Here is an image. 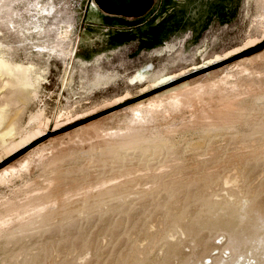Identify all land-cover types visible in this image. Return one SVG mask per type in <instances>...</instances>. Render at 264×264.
Segmentation results:
<instances>
[{
  "label": "rangeland",
  "instance_id": "obj_1",
  "mask_svg": "<svg viewBox=\"0 0 264 264\" xmlns=\"http://www.w3.org/2000/svg\"><path fill=\"white\" fill-rule=\"evenodd\" d=\"M164 1L174 4L173 25L148 40L84 22L92 0H0V66L10 69L0 67V148L34 129L32 115L48 119L43 136L17 153L0 149V170L39 145L65 150L0 181V264H264V0ZM220 79V90L207 88L199 104L161 105L144 129H127L135 108L158 105L170 89ZM228 100L229 127L197 131L201 106L210 109L201 121L209 125L211 110ZM103 131L130 136L98 157L74 147L105 138ZM225 173L236 190L222 185ZM35 200L49 213L36 214Z\"/></svg>",
  "mask_w": 264,
  "mask_h": 264
},
{
  "label": "bare ground",
  "instance_id": "obj_2",
  "mask_svg": "<svg viewBox=\"0 0 264 264\" xmlns=\"http://www.w3.org/2000/svg\"><path fill=\"white\" fill-rule=\"evenodd\" d=\"M43 9V8H42ZM46 9V8H45ZM45 11V10H44ZM47 13V12H46ZM6 62H2V65L0 66V67H2L1 69L3 70V72H5V71H9L10 69H9V67H8V65L7 64H5ZM244 70H246V69H244ZM243 71V70H242ZM244 72V71H243ZM0 74H3L2 72H0ZM221 81H224L223 79L221 80H217V81H214V82H211V83H204V84H198V85H195V86H188V85H185V86H183L181 89H170L168 92H166V94H164L163 96V98H161V100L160 101H158V105H156V103L154 102V103H152V104H150V105H148V106H146V107H137V108H135V110H134V113H133V118H132V120L130 121L131 123L128 125V127H127V129L129 130V131H134V129L136 130V131H138L139 130V128L142 126V124L145 122V118H148V117H151L150 115H152V114H154V113H156L157 112V109L159 108V107H161V105H165V104H167V105H171L172 107H174V106H176V105H178V106H180V105H188L187 103H191L192 105H190V106H194L195 104H199V102H200V100H202L201 98H202V95L206 92V90H207V88H209V89H212V88H216V89H218V90H220L219 88H221L219 85H220V82ZM223 83V82H222ZM225 87V86H224ZM208 89V90H209ZM223 89V88H222ZM222 91V90H221ZM219 93V92H218ZM224 93V92H223ZM208 94H209V92H208ZM214 95V94H213ZM221 95H222V93H221ZM221 95H219V98H220V96ZM228 95V94H227ZM226 95V96H227ZM158 96V95H157ZM160 96V95H159ZM223 97H225L224 95H222ZM221 96V97H222ZM161 97H162V94H161ZM228 97V96H227ZM158 99V98H157ZM221 99V98H220ZM224 99V98H223ZM222 99V100H223ZM227 99V98H226ZM226 99L225 100H223V101H226ZM229 100H231L232 101V99H229ZM229 100H228V103H225V105H222V106H219L220 108L218 109L217 108V106L215 107L216 109L215 110H211V112H213V113H210L209 114V117H211L212 119H213V122H211V124H209L208 125V121H206V123H202L201 121H203V119H205L204 118V112H206V111H209L210 109L209 108H207V107H205V106H201V108H200V111L199 112H197L196 113V117H195V121H194V123H196V124H198L197 126H198V128H196L197 126H195V128L197 129V131L199 130V132H201L202 134H204V133H210V132H213V131H217V130H220L221 128H223L224 126L226 127V125H227V123H228V121H229V119L230 118H228L229 116H230V114H232V113H229V111H230V107H231V101L229 102ZM223 101H222V103H223ZM239 102V101H238ZM232 104H234V103H232ZM204 105V104H203ZM219 105V104H218ZM137 106H139V104L137 105ZM142 106H144V104L142 105ZM189 106V107H190ZM235 106H237V105H235ZM198 109V108H197ZM213 109V108H212ZM233 109V108H232ZM133 110V109H132ZM193 110V109H192ZM238 111H239V109H237ZM210 112V111H209ZM208 112V113H209ZM232 112H234L233 110H232ZM39 113H36V114H34V115H32L31 116V119L29 120V122H31V123H33L34 125H35V127H34V129L33 130H31V132L29 131L28 133H24L23 135H21L22 133H20V135H21V137L19 138V140H17V141H15V142H12L11 141V143H9V144H5V142H1V150L3 151L2 153L5 155V156H9V155H11V154H13L14 152H16V151H18V150H20V149H22L23 147H25L27 144H29L30 142H32V141H35V140H37V139H39L41 136H43V132L45 131V127H46V124H47V122H48V119L47 118H45V117H43V114H41L40 113V115H39V118L37 117V115H38ZM211 115V116H210ZM129 116H131V115H129ZM148 116V117H147ZM207 116V115H206ZM1 117H2V114H1V110H0V119H1ZM132 117V116H131ZM208 117V118H209ZM233 117V116H232ZM237 117V116H236ZM207 118V117H206ZM239 118V117H238ZM128 119V118H127ZM211 119V120H212ZM233 120H235V118H232ZM231 119V120H232ZM241 119V118H240ZM130 120V119H129ZM147 122H149V121H147ZM204 122V121H203ZM230 122V121H229ZM233 122H235V121H233ZM253 122V121H252ZM127 123H129V122H127ZM147 124V123H146ZM191 124H193V123H191ZM190 124V125H191ZM144 125V124H143ZM232 125H234V124H232ZM228 126V125H227ZM143 127V126H142ZM192 127V126H191ZM224 127V128H225ZM229 127V126H228ZM126 128V127H125ZM147 128V127H146ZM138 129V130H137ZM143 129H144V127H143ZM191 129H193V127L191 128ZM142 130V129H141ZM147 130H149V129H147ZM165 130H167V129H165ZM225 130H226V128H225ZM92 131V130H91ZM128 131V132H129ZM155 131V130H154ZM164 131V130H163ZM170 129L169 130H167L166 131V133H170ZM174 131V130H173ZM22 132H23V130H22ZM94 132V131H93ZM104 132V131H103ZM118 132V131H117ZM122 131H120V134H113V135H111L110 133L109 134H107L106 132H104V133H106L105 134V138H103V137H101L100 135H95L94 137H96V139L94 140V141H89L88 142V140H89V138H86V139H82L81 140V138H80V140H78L76 143L75 142H73V143H75L74 144V147H76V148H78V151H81V150H83V149H85V150H87V154H89V153H93L94 155H96L97 157L100 155V153L102 152V151H107V150H110L112 147H114V146H116L117 144H119L120 142H123V141H126V140H124V137L125 136H127V135H129L130 136V133L128 134L127 132V135H124V133H121ZM148 132V131H147ZM146 132V133H147ZM165 132V131H164ZM114 133V132H113ZM155 133V132H154ZM173 133V132H172ZM172 133H170V134H172ZM142 134V136H139V139L140 140H145V138H147V137H145V136H143V134L144 133H141ZM152 134V133H151ZM169 134V135H170ZM20 135H18V136H20ZM94 135V134H93ZM101 135H102V132H101ZM104 135V134H103ZM148 135V134H147ZM149 135H150V133H149ZM149 135H148V137H149ZM158 135V134H157ZM156 135V136H157ZM163 135H164V133H163ZM3 135H1L0 134V137H2ZM18 136H17V138H18ZM80 136V135H79ZM87 136V135H86ZM89 136H90V134H89ZM88 136V137H89ZM92 136V135H91ZM152 136V135H151ZM150 136V137H151ZM155 136V137H156ZM158 136H160V135H158ZM163 137V136H162ZM75 138V137H74ZM79 138V137H78ZM152 138V137H151ZM157 138V137H156ZM93 139V138H92ZM133 139V138H132ZM138 139V140H139ZM52 140V139H51ZM50 140V141H51ZM139 140V141H140ZM146 141H148V139H146ZM253 141H254V139H253ZM10 142V141H9ZM63 142V141H62ZM70 142V141H69ZM51 143V142H50ZM53 143V142H52ZM54 143H55V141H54ZM72 143V142H71ZM131 143H133V142H131ZM62 144V143H61ZM69 144V143H68ZM42 145V144H41ZM48 145V144H47ZM58 145V144H57ZM40 146V145H39ZM37 147V148H35V149H32V150H30L28 153H26L25 155H23L22 157H21V159L20 160H18L17 162H15L14 164H12V165H9V166H7V167H5V168H3V169H1L0 170V181L2 182V181H4L8 176H10V175H12L13 173H15V171H17L16 169H17V167H19V169H25V168H28V166L29 165H34V164H36V163H38V164H40V162H42L43 160H45L46 158H52V156H57V154H58V152H59V154H60V152L62 151V152H64L65 150L64 149H59V150H57V151H53L52 149H51V145H49V147H44V146H40V147ZM55 146V145H54ZM59 146V145H58ZM63 146V145H62ZM68 146V145H67ZM71 146V145H70ZM66 147V146H65ZM73 146H71L70 148H72ZM256 147V146H255ZM52 148H54V147H52ZM59 148V147H58ZM57 149V148H56ZM66 149V148H65ZM73 149V148H72ZM80 149V150H79ZM64 150V151H63ZM251 150V154L250 155H252L253 154V151H252V148L250 149ZM258 150V149H257ZM260 150H262V149H260ZM73 151H74V149H73ZM77 151V150H76ZM67 152V151H66ZM89 152V153H88ZM245 152V151H244ZM258 152V151H257ZM17 153V152H16ZM57 153V154H56ZM65 153V152H64ZM84 153H85V151H84ZM241 153H243V152H241ZM256 153V152H255ZM264 153V152H263ZM67 154V153H66ZM259 154V153H258ZM120 155H121V152H120ZM234 155V154H233ZM58 156H60V155H58ZM57 156V157H58ZM242 156V155H241ZM249 156V155H248ZM117 157V156H116ZM245 157V156H244ZM250 157H252V156H250ZM49 158V159H50ZM54 158V157H53ZM121 158V157H120ZM129 158V157H128ZM234 158V157H233ZM248 158V157H247ZM100 159V158H99ZM116 159V158H115ZM202 159V158H201ZM47 160V159H46ZM53 160V159H52ZM103 158L101 159V161L103 162ZM107 160V159H106ZM237 160V159H236ZM236 160H233V161H236ZM250 160V159H249ZM50 161V160H49ZM54 161V160H53ZM90 161V160H89ZM242 161V160H241ZM45 162H48V160L47 161H45ZM92 162V161H91ZM107 162H108V160H107ZM236 162H238V161H236ZM115 163V162H114ZM231 163V162H230ZM251 163V162H250ZM45 164H47V163H45ZM44 164V165H45ZM88 164V163H87ZM98 164H100V161H99V163ZM44 165H41V166H44ZM84 165V164H83ZM91 165H93V164H91ZM123 165H125V164H123ZM122 165V166H123ZM127 165V164H126ZM238 165V164H237ZM100 166H101V164H100ZM111 166V165H110ZM110 166H108V167H110ZM99 167V166H98ZM101 167H103V166H101ZM126 167V166H125ZM130 169H131V167H129ZM140 168V167H139ZM100 169V168H99ZM126 169H128V168H126ZM85 170H86V167H85ZM132 170H134V168L132 169ZM98 171H100V170H98ZM102 171V170H101ZM104 171H107V170H103L102 171V173L104 172ZM127 171V170H126ZM130 171V170H129ZM160 171V170H159ZM232 171H233V169H232ZM49 172V171H48ZM60 172H62V171H60ZM94 172V171H93ZM108 172V171H107ZM123 172H125V171H123ZM143 172V171H142ZM157 172V171H156ZM155 172V173H156ZM163 172V171H162ZM162 172H160L161 174H164V173H162ZM210 172H211V170H210ZM215 172V171H214ZM50 173V175H51V173H52V171L51 172H49ZM54 173V172H53ZM56 173V172H55ZM92 173V172H91ZM101 173V172H100ZM122 173V172H121ZM148 173V172H147ZM155 173L153 174V175H155ZM263 173V172H262ZM143 174V173H142ZM149 174V173H148ZM148 174H146V176L148 175ZM159 174V173H158ZM207 174V173H206ZM226 174V173H225ZM49 175V174H48ZM54 175V174H53ZM57 175V174H56ZM91 175H93V174H90V176ZM95 175V174H94ZM93 175V176H94ZM113 176H114V174H112ZM116 175V174H115ZM124 175V174H123ZM137 175V174H136ZM140 175V174H139ZM150 176H152L151 174H149ZM227 175V174H226ZM239 175V174H238ZM92 176V177H93ZM111 176V175H110ZM126 177H129L128 176V174L127 175H125ZM155 176H157V173H156V175ZM162 176V175H161ZM173 176V175H172ZM204 175H202V177H203ZM207 176H210L209 174L207 175ZM225 176V175H224ZM223 176V177H224ZM50 177V176H49ZM54 177V176H53ZM116 178L117 177H119V176H115ZM131 177H133V176H131ZM143 178H144V176H142ZM142 177L140 178V179H142ZM148 177V176H147ZM177 177V176H176ZM88 178V177H87ZM94 178H96V177H94ZM107 178H108V176H107ZM119 178H124V177H119ZM93 179V178H92ZM127 179H129V178H127ZM145 179H147V178H145ZM161 179V178H160ZM163 179V178H162ZM235 180H236V178H234ZM56 180V179H55ZM90 180V179H89ZM111 180V179H110ZM117 180H119V179H117ZM164 180V179H163ZM173 180V179H172ZM91 181H93V180H90V182ZM179 181H182V180H179ZM206 181H208V180H206ZM211 181H213V180H211ZM99 182V181H98ZM102 182V181H101ZM118 182V181H117ZM117 182H114V183H117ZM120 182H121V180H120ZM137 182H139V180H137ZM161 182H163V181H161ZM160 182V183H161ZM176 182V181H175ZM178 182V181H177ZM222 182H223V186H225V188L226 189H234L235 187H237L236 185H235V181H233V182H231L230 181V177L227 175L225 178H224V180L222 179ZM230 182H231V184H230ZM242 182V181H241ZM96 183V182H95ZM110 183V182H109ZM109 183L108 182H103V184L102 183H99V184H102L103 186H104V189H106L105 188V186H107V187H109V186H111V184L109 185ZM140 183V182H139ZM207 183V182H206ZM76 184V183H75ZM78 184V183H77ZM92 184V183H91ZM148 184V183H147ZM220 184V183H219ZM219 184H217V186L219 185ZM113 185V184H112ZM154 185H157V183L156 184H154ZM173 185H174V183H173ZM80 186V185H79ZM82 186V185H81ZM150 187H152L151 185H149ZM172 186V185H171ZM200 186V185H199ZM206 187H207V185H205ZM243 186H244V184H243ZM136 187H139V186H137L136 185ZM135 187V188H136ZM147 187V186H146ZM145 187V188H146ZM155 187V186H154ZM209 187V186H208ZM238 187H240V186H238ZM51 188V187H50ZM49 188V189H50ZM67 188H68V186H67ZM96 188V187H95ZM103 187H101V189H102ZM120 188V187H119ZM153 188V187H152ZM163 188V187H162ZM218 188V187H217ZM57 190H55V191H57L58 192V189L59 188H56ZM61 189H63L62 187H61ZM64 189H65V187H64ZM90 189V188H89ZM98 189H100V187L98 188ZM122 189V188H121ZM142 189V188H141ZM201 189V188H200ZM213 189H215V188H213ZM240 189V188H239ZM238 189V190H239ZM45 190V189H44ZM43 190V191H44ZM79 189L77 188L75 191H78ZM84 190V188L82 187V191ZM88 190V189H87ZM87 190H85V191H87ZM93 190H95V189H93ZM196 190V189H195ZM216 190V189H215ZM225 190V189H224ZM234 190H236V189H234ZM49 191V190H48ZM52 191V189L50 190V192ZM70 191H74L73 189H71ZM69 191V192H70ZM97 190H95V192H96ZM201 191V190H200ZM208 191V190H207ZM241 191V190H240ZM42 192V191H41ZM57 192H54V190H53V193H57ZM93 192V191H92ZM91 192V193H92ZM95 192H93V194H91V196L92 195H94L95 194ZM102 192H104V191H102ZM147 192H148V190H147ZM147 192H145V193H147ZM195 192V191H194ZM209 192V191H208ZM211 192V191H210ZM236 192H238V191H236ZM66 193H68V192H66ZM65 193V195H68V196H66V197H69L70 195L69 194H71V193H69V194H66ZM75 193V192H74ZM82 193V192H81ZM81 193H79V194H81ZM87 193H89V192H87ZM139 193V192H138ZM224 193V192H223ZM253 193V192H252ZM252 193H251V195H252ZM40 194V193H39ZM39 194H38V196H39ZM42 194V193H41ZM43 194H44V192H43ZM108 193H106V195H107ZM133 194H135V193H133ZM221 194V193H220ZM226 194V193H225ZM242 194L244 195V193L242 192ZM57 195V194H56ZM61 195H63V194H61ZM60 195V196H61ZM85 195H86V193H85ZM88 195H90V194H87V196ZM224 195V194H223ZM250 195V196H251ZM45 196V195H44ZM43 196V197H44ZM76 197H79V196H81V195H75ZM74 196V194L72 195V197L71 198H73V197H75ZM86 196V197H87ZM215 196V195H214ZM239 196H241V195H239ZM36 197V196H35ZM34 197V198H35ZM58 197V196H57ZM65 197V196H64ZM81 197H83V196H81ZM80 197V198H81ZM131 197V196H130ZM41 198V197H40ZM39 198V199H40ZM45 198V197H44ZM56 198V197H55ZM70 198V199H71ZM84 198V197H83ZM223 198H225V196L223 197ZM223 198H221V199H223ZM228 198V197H227ZM229 198H231V197H229ZM229 198H228V200H229ZM235 198V197H234ZM234 198H231V199H234ZM252 198V197H251ZM25 199V198H24ZM54 198H52V199H48L49 201H48V203L50 202V200L52 201ZM60 199H63V198H60ZM77 200H79L78 198H76ZM85 199V198H84ZM248 199V198H247ZM246 199V200H247ZM29 200V199H28ZM27 200V201H28ZM56 200V199H55ZM58 200V199H57ZM56 200V201H57ZM65 200V199H64ZM68 201H69V199H67ZM82 200V199H81ZM212 200H213V198H212ZM220 200V199H219ZM237 200V199H236ZM244 200V199H243ZM243 200H241V201H243ZM27 201H25L26 203L24 204V205H26L28 202ZM36 201V200H35ZM34 201V202H35ZM55 201V202H56ZM62 201V200H61ZM68 201L66 202V201H64V202H66V203H68ZM70 201H73V200H70ZM230 201V200H229ZM238 201V200H237ZM45 202H47V200L45 199V201H44V203ZM55 202H53V203H55ZM228 202V201H227ZM244 202V201H243ZM18 203V202H17ZM30 203H32V202H30ZM37 201H36V203H34V204H36L37 205ZM44 203L42 204V207L40 206H38L37 205V207H35V205H32L33 207H34V209L31 207V209H33V210H35V209H37V211H36V214L38 213V214H40V212L42 211V210H45V211H48V213H49V208L47 209L46 207H43L44 206ZM48 203L46 204V205H48ZM58 203V202H57ZM61 203V202H60ZM65 203V204H66ZM91 203V202H90ZM231 203V202H230ZM33 204V203H32ZM39 205H40V203H38ZM51 204V203H50ZM49 204V205H50ZM3 205V204H2ZM23 205V206H24ZM54 205V204H53ZM57 205V204H56ZM60 205H62V204H60ZM63 205H64V203H63ZM178 205V204H177ZM244 205H246L245 203H244ZM4 206H5V204H4ZM13 206V205H12ZM59 206V205H58ZM176 206V205H175ZM20 207V206H19ZM18 207V208H19ZM25 207V211L26 212H28L29 213V211H27L26 210V206H24ZM23 207V208H24ZM30 206L28 205L27 206V208L28 209H30L29 208ZM50 207H52V206H50ZM57 207V206H56ZM74 207V206H73ZM204 207V206H203ZM244 207V206H243ZM9 208H11V207H9ZM17 208V209H18ZM22 208V206L20 207V209ZM70 208V207H69ZM68 208V210H70ZM106 207H104V209H105ZM120 208V207H119ZM181 208V207H180ZM31 209H30V211H31ZM51 209V208H50ZM54 208L52 207V210H53ZM72 209V208H71ZM16 209H15V207H14V211H15ZM22 210V209H21ZM24 210V209H23ZM22 210V211H23ZM51 210V211H52ZM55 210V209H54ZM67 210V209H66ZM67 210V211H68ZM10 211V210H9ZM14 211H12V213L14 212ZM17 211V210H16ZM19 211V210H18ZM17 211V212H18ZM24 211V212H25ZM112 211V210H111ZM242 211V210H241ZM253 212H255V211H253ZM16 213V212H15ZM14 213V214H15ZM32 213H34V211L32 212ZM42 213H43V211H42ZM41 213V214H42ZM101 213H103V212H101ZM106 213V212H105ZM141 213V212H140ZM8 214V213H7ZM13 214V215H14ZM22 214H25V213H22ZM27 214V213H26ZM25 214V215H26ZM45 214V213H44ZM47 214V213H46ZM173 214V213H172ZM91 215H93V214H91ZM100 215V214H99ZM135 215V214H134ZM260 215V214H259ZM16 216H18V215H16ZM27 216H29V215H27ZM30 216H31V214H30ZM34 216V215H33ZM50 216V215H49ZM77 216V215H76ZM14 217H15V215H14ZM14 217H11L10 216V218H14ZM21 217V216H20ZM24 217V216H23ZM26 217V216H25ZM25 217H24V219H25ZM34 217H36V216H34ZM37 217H40V216H37ZM36 217V218H37ZM47 216H44V218H46ZM74 217V216H73ZM15 218H17V217H15ZM18 218H19V216H18ZM36 218H32L30 221H32L33 219H36ZM48 218V217H47ZM2 219V218H1ZM39 219V218H38ZM37 219V220H38ZM42 219H43V217H42ZM233 219H235V218H233ZM5 220V219H4ZM17 220V219H16ZM16 220H14V221H16ZM20 220V219H19ZM21 220H23V218L21 219ZM26 220V219H25ZM25 220H23V221H25ZM57 220V219H56ZM238 220H240V219H238ZM2 222H3V219L1 220ZM9 221V220H8ZM13 221V220H12ZM19 222L22 226H25V225H27L28 224V222H29V220H26V223L25 222ZM28 221V222H27ZM39 221H41V220H39ZM53 221H55V220H53ZM243 221V220H242ZM262 221V220H261ZM11 222V221H10ZM10 222H8L9 224H10ZM18 222V221H17ZM56 222V221H55ZM68 222V221H67ZM71 222V221H70ZM170 222V221H169ZM32 223H34V222H31V224L30 225H32ZM36 223H37V221H36ZM52 223V222H51ZM62 223H64V222H62ZM264 223V222H263ZM41 224V223H40ZM47 224H48V226H49V224H50V222L49 223H46V226H47ZM4 223H3V226L2 227H4ZM12 225V224H11ZM14 225V224H13ZM12 225V226H13ZM30 225H28V226H30ZM34 225H39V224H34ZM33 225V226H34ZM162 225V224H161ZM233 224H229V227L230 228H233V226H232ZM7 226H10V225H7ZM6 226V227H7ZM17 227H18V224L16 225ZM16 226H15V228H16ZM22 226H20L19 225V227H21V229H22ZM55 226V225H54ZM79 226V225H78ZM1 227V226H0ZM5 227V228H6ZM30 227H32V226H30ZM29 227V228H30ZM53 227V226H52ZM28 228V227H27ZM48 228V227H47ZM59 228V227H58ZM2 229V228H1ZM4 229V228H3ZM25 230H27L26 229V226H25V228H24ZM24 229H23V231H22V233H25L24 232ZM31 229V228H30ZM43 229H45V228H43ZM42 229V230H43ZM148 229V228H147ZM150 229H152V228H150ZM160 229H161V226H160ZM192 229V227H190L189 228V230H191ZM12 230V229H11ZM38 230H41V229H37L36 231H38ZM15 231L17 232V229H15ZM14 231V232H15ZM21 231H19L18 230V232H19V234H20V232ZM28 231V230H27ZM146 231V230H145ZM153 231V230H152ZM178 231H180V230H178ZM5 232H6V230H5ZM14 232H12V233H14ZM256 232V231H255ZM8 233H11V231L10 232H8ZM28 233H30V232H28ZM145 233V232H144ZM258 233V232H257ZM1 234V233H0ZM3 234V233H2ZM4 234H6L7 235V233H4ZM170 234V233H169ZM168 234V235H169ZM8 235H10V234H8ZM18 235V234H17ZM28 235V234H27ZM182 235V234H181ZM230 235H232V234H230ZM256 235V234H255ZM13 236V235H12ZM15 236V235H14ZM160 236V235H159ZM6 237V236H5ZM171 237V236H170ZM228 237V236H227ZM157 238H159V237H157ZM169 239V238H168ZM174 239V238H173ZM228 239V238H227ZM69 240V239H68ZM229 240V239H228ZM71 242V241H70ZM103 242V241H102ZM147 242V241H146ZM123 244H125V243H123ZM139 245V244H138ZM138 245H136V246H138ZM39 246V245H38ZM140 246V245H139ZM142 247V246H141ZM63 248V247H62ZM139 247H137V249H138ZM147 248H149V247H147ZM137 249H133V251H135L136 250V252H133L134 254H137L138 253V251H137ZM144 249V248H143ZM225 250V249H224ZM226 250H230V251H232L231 250V248L229 247V248H227ZM149 251V250H148ZM65 252V251H64ZM75 252V251H74ZM52 253H54V252H51V254ZM142 253V252H141ZM151 253V252H150ZM88 254V253H87ZM140 253H138V255H139ZM55 255V254H54ZM57 255V254H56ZM56 255L54 256V257H56ZM74 255V253L72 254V256ZM53 256V255H52ZM86 256V255H85ZM211 255H209V258L210 259H212L213 260V262L214 261H216V257L215 258H211L210 257ZM35 257V256H34ZM49 257V256H48ZM68 257V256H67ZM16 259V258H15ZM18 259V258H17ZM64 259V258H63ZM123 259V258H122ZM206 259H208V258H206ZM206 259H204L203 260V262L205 261L206 262ZM221 259V258H220ZM12 260V259H11ZM23 260V259H22ZM42 260V259H41ZM55 260V259H54ZM82 260V259H81ZM43 261V260H42ZM53 261V260H52ZM57 261V260H56ZM69 261V260H68ZM80 261V260H79ZM47 262V261H46ZM49 262L51 263V261L49 260ZM136 262H138V261H136ZM200 262V261H199ZM198 262V264H200ZM223 260H220L219 261V263L220 264H223ZM226 262V261H225ZM56 263V262H55ZM33 264V263H32ZM42 264V263H41ZM49 264V263H48ZM52 264V263H51ZM125 264H135V261H134V259L133 258H129V260H127L126 261V263ZM202 264V263H201ZM204 264V263H203ZM212 264H217V263H212Z\"/></svg>",
  "mask_w": 264,
  "mask_h": 264
},
{
  "label": "crops",
  "instance_id": "obj_3",
  "mask_svg": "<svg viewBox=\"0 0 264 264\" xmlns=\"http://www.w3.org/2000/svg\"><path fill=\"white\" fill-rule=\"evenodd\" d=\"M173 1L175 4L183 2V0ZM161 2L162 0H150L149 3L143 5L141 10L132 14L112 13L92 2L84 11L83 21L91 25H101L103 30H109L111 35L122 39H131L141 33V36L150 40L156 38L157 31L164 30L165 26L173 25L170 18L175 16L172 12L174 4L168 6L165 3L161 6Z\"/></svg>",
  "mask_w": 264,
  "mask_h": 264
},
{
  "label": "water",
  "instance_id": "obj_4",
  "mask_svg": "<svg viewBox=\"0 0 264 264\" xmlns=\"http://www.w3.org/2000/svg\"><path fill=\"white\" fill-rule=\"evenodd\" d=\"M92 2L112 13L132 14L141 10L150 0H92Z\"/></svg>",
  "mask_w": 264,
  "mask_h": 264
}]
</instances>
